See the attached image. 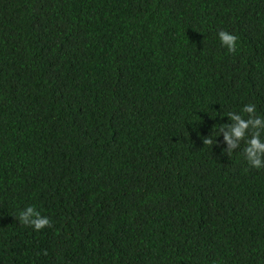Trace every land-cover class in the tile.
Listing matches in <instances>:
<instances>
[{
	"label": "trees",
	"instance_id": "1",
	"mask_svg": "<svg viewBox=\"0 0 264 264\" xmlns=\"http://www.w3.org/2000/svg\"><path fill=\"white\" fill-rule=\"evenodd\" d=\"M249 103L264 0H0V264H264Z\"/></svg>",
	"mask_w": 264,
	"mask_h": 264
},
{
	"label": "clouds",
	"instance_id": "2",
	"mask_svg": "<svg viewBox=\"0 0 264 264\" xmlns=\"http://www.w3.org/2000/svg\"><path fill=\"white\" fill-rule=\"evenodd\" d=\"M218 35L222 45L226 46L230 53H235L238 37L226 31H220ZM241 112L246 114L247 118L236 112H228L227 117L231 122L222 124L218 129L219 136L223 135V140L228 146L224 151L230 155L240 147V141H244L242 155L251 166L262 168L264 167V140L261 139V134L264 132V118L256 115V106L251 103L244 105ZM203 144H213L211 136L204 137ZM17 219L20 223L31 226L37 231L46 226L51 227L50 220L42 216L34 206H27L19 213Z\"/></svg>",
	"mask_w": 264,
	"mask_h": 264
}]
</instances>
